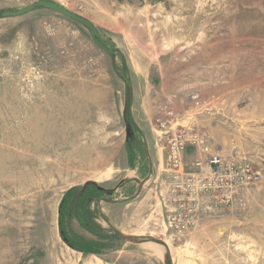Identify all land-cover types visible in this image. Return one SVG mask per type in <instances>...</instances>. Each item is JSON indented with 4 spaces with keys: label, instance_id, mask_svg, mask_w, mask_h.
<instances>
[{
    "label": "rangeland",
    "instance_id": "rangeland-1",
    "mask_svg": "<svg viewBox=\"0 0 264 264\" xmlns=\"http://www.w3.org/2000/svg\"><path fill=\"white\" fill-rule=\"evenodd\" d=\"M37 1L88 20L113 56L59 13L0 16V264H264V0H0V12ZM176 129L258 174L181 234L164 227ZM200 157L183 163L194 172ZM87 182L104 190L103 231L119 234L102 256L57 231L63 194Z\"/></svg>",
    "mask_w": 264,
    "mask_h": 264
},
{
    "label": "built area",
    "instance_id": "built-area-1",
    "mask_svg": "<svg viewBox=\"0 0 264 264\" xmlns=\"http://www.w3.org/2000/svg\"><path fill=\"white\" fill-rule=\"evenodd\" d=\"M163 117L156 119L157 126L169 130L174 113L164 112ZM165 137L167 176L173 182L174 191L179 192L171 202L163 201L164 227L172 233L189 232L200 216L233 203L240 190L258 180V174L248 165H238L233 157H222L212 151L210 138L204 131L176 129L166 131ZM187 149L201 154L192 164L194 172L183 163V153Z\"/></svg>",
    "mask_w": 264,
    "mask_h": 264
},
{
    "label": "trees",
    "instance_id": "trees-1",
    "mask_svg": "<svg viewBox=\"0 0 264 264\" xmlns=\"http://www.w3.org/2000/svg\"><path fill=\"white\" fill-rule=\"evenodd\" d=\"M3 12H0L2 16ZM129 151L128 153H130ZM103 188L94 182H87L82 187H73L66 191L58 205L57 225L59 237L71 250L82 255L102 256L105 251L111 249L109 242L112 236H117L111 230L106 233L94 223V213L89 210V204L102 197ZM78 221L82 230L95 237L94 240L85 239L71 228V221Z\"/></svg>",
    "mask_w": 264,
    "mask_h": 264
},
{
    "label": "water",
    "instance_id": "water-1",
    "mask_svg": "<svg viewBox=\"0 0 264 264\" xmlns=\"http://www.w3.org/2000/svg\"><path fill=\"white\" fill-rule=\"evenodd\" d=\"M36 9H44V10H49L52 12H56L59 13L63 16H66L80 24H82L84 27H86V29L89 30L90 33V37L92 38V40L98 45V47L103 50L110 58L113 56V51L110 49H108L107 47L104 46L103 41H101V38L99 36V34L96 32V30L94 29V26L86 19L79 17L77 14L67 10L66 8L62 7L61 5H58L56 3L53 2H49V1H37L29 6L23 7L17 11H5L3 12L1 15L3 18H16V17H21L24 16ZM128 77L129 74L127 73ZM127 77V78H128ZM127 89V88H126ZM125 89V90H126ZM131 104L128 105V117L131 121H133V116L131 115ZM139 194V192L137 191L135 193V195L137 196ZM103 201V199H99V203ZM111 202H116V201H111ZM117 203V202H116ZM113 231L115 233H118V231H116L115 229H113Z\"/></svg>",
    "mask_w": 264,
    "mask_h": 264
},
{
    "label": "crops",
    "instance_id": "crops-1",
    "mask_svg": "<svg viewBox=\"0 0 264 264\" xmlns=\"http://www.w3.org/2000/svg\"><path fill=\"white\" fill-rule=\"evenodd\" d=\"M133 150V149H132ZM131 150V151H132ZM136 150H138L139 151V149H136ZM130 151V150H129ZM135 152V150L132 152V153H134ZM146 153H147V148H146V151H145ZM131 154V153H130ZM149 158H150V156H149ZM157 160H158V154H157ZM145 159H148V156L146 155L145 156ZM132 165V166H131ZM129 167H133L134 168V173H136V171L138 172V171H141V169L143 170V165H140V168L138 169L133 163L132 164H130V166ZM132 168V169H133ZM150 169H151V167H150ZM131 178H133V180L135 181V180H137V177H135L134 175L131 177ZM125 199H128V198H125ZM104 204V201H101L100 203L99 202H93L92 203V205L91 204H89L90 206H89V210L92 212V213H94V223L98 226V227H100L101 229H103L101 226H100V224H99V219H102V220H104V215L102 214V209H101V206ZM77 225V227L76 226H74V225ZM78 226H79V228H78ZM71 228H72V231H74L75 233H77L78 235H80V236H82V237H84L85 239H90V240H94L95 239V237H93L92 235H90L89 233H87L85 230H82V228L80 227V225H79V223H78V221L77 220H75V219H73L72 221H71ZM98 260V261H97ZM95 261H96V263H93V262H91V264H97V262H99L100 264H104L103 262H101L99 259H95ZM139 261H141V259H138V262ZM87 263H89V262H87ZM86 263V264H87ZM107 264H116V262H114V263H107Z\"/></svg>",
    "mask_w": 264,
    "mask_h": 264
},
{
    "label": "flooded vegetation",
    "instance_id": "flooded-vegetation-1",
    "mask_svg": "<svg viewBox=\"0 0 264 264\" xmlns=\"http://www.w3.org/2000/svg\"><path fill=\"white\" fill-rule=\"evenodd\" d=\"M128 139H129V138H128ZM128 139H127V140H128ZM130 142H131V141H130ZM131 144H132V145H131ZM131 146H133V147L135 148V145H134L133 143H129V145H128V150H130V151L132 150V149L130 148ZM101 198L104 200V197H103V196H102ZM101 198H100V199H101ZM95 202H99V199H98L97 201H95ZM92 203H93V202H92ZM91 205H92V204H91Z\"/></svg>",
    "mask_w": 264,
    "mask_h": 264
},
{
    "label": "bare ground",
    "instance_id": "bare-ground-1",
    "mask_svg": "<svg viewBox=\"0 0 264 264\" xmlns=\"http://www.w3.org/2000/svg\"><path fill=\"white\" fill-rule=\"evenodd\" d=\"M94 263V262H93ZM87 264H89V263H87ZM91 264V263H90Z\"/></svg>",
    "mask_w": 264,
    "mask_h": 264
}]
</instances>
